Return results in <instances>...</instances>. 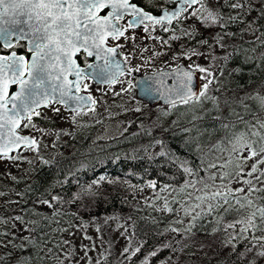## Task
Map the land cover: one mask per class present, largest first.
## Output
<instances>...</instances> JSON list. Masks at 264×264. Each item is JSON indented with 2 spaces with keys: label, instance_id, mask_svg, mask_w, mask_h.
<instances>
[{
  "label": "trees",
  "instance_id": "obj_1",
  "mask_svg": "<svg viewBox=\"0 0 264 264\" xmlns=\"http://www.w3.org/2000/svg\"><path fill=\"white\" fill-rule=\"evenodd\" d=\"M253 3L258 4L259 0H253ZM223 11L227 13L231 10ZM259 11V7H256L243 17L245 21H255L256 35L264 32V18L259 17ZM245 27V23H239L227 28L229 34L236 32L238 35L235 38L230 35L225 38L228 47L220 49L219 55L225 52L221 57L227 55L229 59L214 62L216 81L208 89V95L216 99L204 100L202 106H145L146 114L131 120L120 134L111 137L105 135L111 129L108 122L87 119L84 113H74L76 128L70 132L67 140H63L61 135L57 136L58 132L64 131L56 126V120L45 114L40 115L35 125L42 130L56 131L57 140L53 147L47 152L39 147L38 152L23 149L11 155L20 156L21 159L3 158V161L16 162L17 174L13 177L15 179H4L0 170V193H3L0 195V258H3L0 264H22L29 256L30 264H61L62 242L77 228L86 226L89 222L104 220L100 228L103 232V226L110 220L106 219L108 217L116 219L117 226L122 225L121 228L131 237L133 249L143 244L141 253L129 260L128 264H140L149 251L165 244L170 245L171 249L160 252L151 264H161V261L169 257L170 264H253V261L255 264H264V258L255 256L259 245L253 248V252H246L255 243L251 241V233L238 234L236 229L223 230L225 221L232 222L238 218L236 213L225 216L224 221L218 223L223 210L214 211L211 215L196 220L191 232L184 231L192 223L190 219L184 228L181 224L172 223L188 218L184 216L180 204L172 203L173 196L184 203L179 188L186 180L197 178L185 174L183 168L198 167L201 159L220 164L229 159H240L236 153L230 152L228 138L233 133L247 131L241 121L252 125H256L257 121L264 122V107L256 99L257 96L264 97V47L259 43H252L255 36L248 32L240 37L239 33ZM173 29L165 39L168 43L161 44L163 54L160 59L157 58V63L161 62L160 67H153L152 72L165 69L163 65L167 61L172 62L176 58L180 60L183 52L189 48L198 47L206 51L211 49L198 42L208 38L212 46L214 40L211 37L221 31L219 27L205 28L196 18L182 20ZM185 29L194 30V38L184 36L182 30ZM173 35L179 38L171 39ZM253 48L255 51L251 50ZM14 50L18 54L24 53L22 44L16 45ZM4 53L0 47V54ZM126 77L132 78V75ZM223 123L230 127L224 129L221 126ZM185 129L189 131L186 132ZM241 153L244 155L246 152L241 150ZM41 157L57 163L43 165ZM28 161L32 163L29 164ZM184 161L187 163H182ZM260 167L264 168V165ZM246 168L245 166V171L250 170ZM232 169L233 165L230 164L224 170ZM207 174L204 170L199 172L201 177ZM101 176L106 179L97 187L99 195L96 199L58 204L61 215L53 216V209L37 203L38 199L49 198V193L71 201L73 195L80 191L79 186L98 180ZM57 181L64 182L63 186ZM151 182H155L156 188L149 187ZM235 182L233 180L230 187ZM253 182L257 188L264 187V183L256 180ZM216 183L219 184L220 181L217 180ZM165 186L166 191L163 190ZM243 186L247 188V185ZM149 191L166 194L170 198L169 205L179 211L170 213L161 210L163 205L142 204ZM260 197H264V192H253L250 196L256 205L264 204V199ZM16 216H21L24 223L15 220ZM42 217L49 219L44 220ZM169 226H177L181 234L165 232ZM229 233L237 237L230 243ZM255 235L264 233L257 231ZM245 236L249 239H243ZM24 237H30L33 243L25 242ZM42 238L49 242L44 243ZM22 244L24 251L20 250ZM49 248L52 249L51 254L48 253ZM237 253L246 255L240 258ZM100 261L101 264H122L124 257L109 241ZM135 261L140 262L134 263Z\"/></svg>",
  "mask_w": 264,
  "mask_h": 264
},
{
  "label": "snow or ice",
  "instance_id": "obj_2",
  "mask_svg": "<svg viewBox=\"0 0 264 264\" xmlns=\"http://www.w3.org/2000/svg\"><path fill=\"white\" fill-rule=\"evenodd\" d=\"M166 5H175V7ZM256 7L260 9L259 17L264 18V0H259L258 4H254L253 0H160L159 4L157 0H140L139 3L133 2V0H0V41L3 42L5 48H9L12 47L13 38L26 40L28 51L31 53L30 61L26 60L23 55L18 56L15 51L10 56H0V158L21 159L20 156L9 155L14 150L20 149L21 146L25 150L39 151L40 144L36 138L20 134L24 129L36 127L32 123V119L34 116L41 115L37 109L48 108L55 104L63 105L67 111L76 115L87 114V112L95 113L97 101L91 95H80L82 88L85 91L88 88V85L84 83L85 80L91 77L109 85L123 84L125 82L120 80V77L131 75L133 71H139L138 67L122 65L121 61L116 59L117 48L120 45L106 47L108 37L119 40L125 36L127 29L141 25L145 32H149L150 28L155 30L156 25L162 26V30L168 32V25L173 24L174 21L179 24L182 20L196 18L205 28L219 27L221 29L211 37L221 50L228 47L225 43L226 37L230 35L231 38H235L238 35L236 32L229 34L227 28L239 23L246 24V27L239 33L241 38L245 32H250L255 36L252 43H259L264 47V39H262L264 32L256 35L255 21L243 19ZM104 9H108L106 15L99 16L98 10ZM224 9L231 11L226 13L223 11ZM125 16H130L131 19L127 26L123 27L119 21ZM182 34L190 39L194 38V30L185 29L182 30ZM125 38L127 39V37ZM178 38L175 35L171 37V39ZM163 43L166 44L168 41L165 40ZM198 43L207 45L209 48L212 47L208 38ZM81 50L88 57L95 56L96 60L102 62L86 63V68L91 70L87 75L85 70L73 59ZM251 50L255 51V48ZM184 55L188 59H191L192 56H202L208 59L207 54L195 49H189ZM125 59L127 60V58ZM220 59L228 60L229 56L213 57V60ZM262 59H264V55H262ZM193 67L199 73H204L205 83L199 88H194L193 72L178 66L175 73L160 72L148 77L142 82V91L145 95L158 94L166 104L172 107H176L177 103L202 106L204 100H215V97L208 95L209 86L216 81V75L212 70L214 65L210 63L206 67L198 64L188 66L189 69ZM69 76H72L73 79H69ZM165 76L175 80V83L170 86L166 85L163 79ZM11 84L19 85V91L10 93L9 86ZM132 87L135 85L129 81L128 89H122V91H128ZM120 94V92L115 93L117 96ZM256 99L264 107V97L257 96ZM52 110L57 113L60 111L59 108ZM135 111L139 112L140 108H136ZM165 114L167 115V113ZM73 122H75V116H73ZM241 122L245 124L247 131L233 133L227 141L231 145L230 152L236 153L241 158L235 161L229 159L223 164L205 162L201 159L198 167H184L185 174L197 178L186 180L179 188V192L183 194L184 203H180L175 196H173L172 203L180 204L184 216L190 217L192 223L184 230L185 232H191L196 220L211 215L214 211L223 210L218 223L224 221L225 216L236 213L238 218L232 222L225 221L222 225L223 230L236 229L238 234L251 233V241L255 243L246 252H253V248L259 245L255 256L264 258V235H255L257 231L264 233V204L256 205L250 198L253 192H264V187L257 188L253 182L256 180L264 183V179H261L264 178V168L260 167L264 165V122L257 121L256 125L246 121ZM221 126L224 129L230 127L226 123ZM184 131L189 130L185 129ZM62 134L70 135L71 133L58 132L57 136ZM156 143L161 142L156 141ZM241 150L247 155H242ZM40 159L43 165L57 163L55 160L50 161L42 157ZM248 160H254V163L250 170L245 171ZM28 163L31 164L32 161H28ZM230 164L233 165V169L225 171L224 169H227ZM212 169L216 171H209ZM201 170L208 174L203 177L199 176ZM257 173L259 175H254ZM105 179L101 176L98 180L79 186L80 191L73 195L71 201H65L60 195L49 193V198L38 199L37 203L53 209V216L61 215L57 208L58 204L96 199L99 195L96 189ZM217 180L220 181L219 184L216 183ZM233 180H236L237 183L242 182L247 185V188L230 187ZM57 183L63 186L64 182L57 181ZM52 187L54 188L55 185ZM149 187L156 188L155 182H151ZM187 189L192 191H187ZM163 190L166 191L167 186ZM157 198L163 199L161 210L170 213L179 211L171 207L168 199L161 198L159 193H157ZM260 199H264V197H260ZM14 219L24 223L21 216H16ZM42 219L48 220L49 218L42 217ZM106 219H112V217ZM129 219L131 218L129 217ZM172 223L182 225L183 220H176ZM238 225L239 227H237ZM69 226L71 227V225ZM26 230L34 231L35 229ZM63 231H67V229H63ZM164 231L181 234L180 228L177 227L169 226ZM215 231L216 229L213 230V233ZM86 238L91 239L90 237ZM236 238L229 233V243ZM23 239L27 243H33L30 237ZM42 239L44 243L49 242L47 239ZM243 239L248 240L249 237L245 236ZM62 243L67 244L68 242L63 241ZM131 243V237H128V245L121 252V256L126 260L136 257L143 248V244H141L133 249ZM57 247L60 245L57 244ZM234 248L235 245H233ZM165 249H171V246L165 244L152 249L143 257L140 264H151V261ZM20 250H25L23 244L20 245ZM88 250L85 247V254ZM48 253H52L51 248L48 249ZM71 255V252L64 253L65 259L70 258ZM237 255L243 258L246 253H237ZM2 259L0 258V260ZM30 260L31 256L25 258L22 264H30ZM170 261L171 257L161 261V264H170ZM89 264H91L90 260ZM96 264H101V261L97 260Z\"/></svg>",
  "mask_w": 264,
  "mask_h": 264
},
{
  "label": "rangeland",
  "instance_id": "obj_3",
  "mask_svg": "<svg viewBox=\"0 0 264 264\" xmlns=\"http://www.w3.org/2000/svg\"><path fill=\"white\" fill-rule=\"evenodd\" d=\"M134 36H137L135 42H133L130 38L122 41V47H124L125 50L123 55L124 59L127 58L125 61L129 67L139 68V71L136 72L142 74L151 73L153 67H160L161 62L157 63V58L160 59V56L163 54V46L157 42L158 39H155L156 34L154 31L148 33L147 35L136 33ZM189 49L183 52L180 60H177L176 58L175 61H167L169 63L165 62L163 66L169 69L178 67L180 65L188 67L189 65L197 64L206 67L210 63L214 64V62H216V60H213V57L220 56V48L216 45L215 41L213 42L211 49L207 51L198 47L194 48L198 52L207 54L208 59H205L202 56H192L191 59H188L184 53L188 52ZM224 53L225 52H222L221 56L224 55ZM153 63H156V65L154 66ZM192 69H195V67ZM213 72L215 73L214 70ZM199 76L202 85L205 83L203 79L204 73H199ZM121 80L125 83H117L107 87L95 86L94 84L90 83L86 90L87 93L97 101V104L95 105V113L87 112L85 116L87 119L95 118L97 120L108 122L111 128L108 133L105 134L108 137L120 134L131 120L147 113V109L145 107L147 105L136 99L134 87L130 88L128 91H122V89H128L129 81L133 84V79L125 76ZM211 88L212 85L209 86V89ZM116 92H120L121 94L117 96L115 95ZM159 107L161 106H156V108ZM53 108H59V113L53 111ZM136 108H140V111H135ZM44 114L56 120V126L66 133H70L74 128H76L73 122V116H75L74 113L66 112L61 106L55 105L51 106L50 108H46L44 113H41V115ZM40 130L42 129L37 127L29 128V131L33 137L40 141V147H42L44 152H47L53 147L55 141L57 140L56 131ZM61 136L63 137V140H67L69 137L68 135L63 134ZM244 155H247V153H244ZM252 163H254V160L247 161L246 170L251 168ZM15 165L16 162L14 161H0V170L4 175V179L13 178L16 176L17 172L15 171ZM232 187L238 188L244 186L242 182H235L232 184ZM156 195L157 194H154L152 191H149L143 199L142 204H155L156 206H162L163 199H158ZM159 196L161 198H167L168 200L170 199L164 193L159 194ZM8 199L9 198H7V201ZM189 219L190 217L187 219H182L183 228L187 226ZM103 222L104 220L89 222L86 226L83 225L77 228L71 236L64 240L68 243H63V254L61 257L63 261L62 264H89V260L91 261V264H96V261L102 258L106 245L109 241H111L116 246V250L121 254L123 248L128 245V233L125 232L123 228H121V225L117 226L116 219H110L109 222L103 226V232H101L102 230L100 231V228L102 227L101 225ZM97 229H99V231H97ZM172 234L176 235L177 233L172 232ZM86 237H90L91 239H87ZM85 247L89 249L87 254H85ZM68 252H71L72 255L70 258L65 259L64 253ZM128 261L129 260L124 258L122 264H128ZM138 262L140 261H135L134 263Z\"/></svg>",
  "mask_w": 264,
  "mask_h": 264
},
{
  "label": "water",
  "instance_id": "obj_4",
  "mask_svg": "<svg viewBox=\"0 0 264 264\" xmlns=\"http://www.w3.org/2000/svg\"><path fill=\"white\" fill-rule=\"evenodd\" d=\"M100 11H102V10H98L97 14ZM33 22H35V21H33ZM137 27H139V26H137ZM11 43H12V47L5 48L3 42L0 41V47H2L3 49H6V50H10V49H12L14 47V45H16L18 43H23L25 45L26 52L29 55L28 61L31 60V53L28 51V42L26 40H16L15 38H13V40L11 41ZM105 46L108 47L107 45H105ZM81 52L84 53L83 50H81L79 53H81ZM79 53H77L73 57V59L76 60V56ZM117 53H118V55L116 56V59L119 60V61H121L122 65H125V64L127 65V63L123 59V55H122L121 51L118 48H117ZM10 55H11V53L8 56H10ZM18 56H20V55H18ZM89 58H93V62H91V63H102L101 61L96 60L95 56H91ZM76 63H77V61H76ZM179 67H182L185 70H191L193 72V85H194V88H199L201 86L199 73L195 69H192V68L189 69L188 67H186L184 65H180ZM82 69L85 70V74L86 75L91 71V70L87 69L86 67L85 68H82ZM176 69H177V67L171 68V69H169V68L160 69V70H157L155 72L145 73V74L138 73V72L132 73L131 75L133 77V85H135L134 90H135L136 99L139 100L140 102L146 104L149 108H154V107H156L158 105H160L161 107H171L170 105L166 104L165 101L158 94H156V93H153L152 95H145L144 92L142 91V82L145 81L148 77L152 76L154 73H160V72H162V73H175V70ZM176 74L178 75V73H176ZM125 76H128V75H125ZM125 76L120 77V80L123 77H125ZM69 79H73V77L72 76H69ZM88 79L91 80V82L95 86H101V87L112 86V85H109V84L101 83L98 80L92 79L91 77H89ZM163 79L165 81V84L168 85V86H170V85H172V84L175 83V80H172L170 77L165 76V77H163ZM14 86L16 87L15 91H19V85H17V84H11L9 86V89L11 87H14ZM80 95H85V94H80ZM177 104H179V103H177ZM61 106H63V105H61ZM43 109H45V108L44 107H41V108L37 109V111L43 110ZM64 109H65V107H64ZM65 111L66 112H71V111H67L66 109H65ZM21 149H24L23 146H21V148L18 149V150H14L9 155L11 156L12 154H15V153L19 152Z\"/></svg>",
  "mask_w": 264,
  "mask_h": 264
},
{
  "label": "flooded vegetation",
  "instance_id": "obj_5",
  "mask_svg": "<svg viewBox=\"0 0 264 264\" xmlns=\"http://www.w3.org/2000/svg\"><path fill=\"white\" fill-rule=\"evenodd\" d=\"M133 2H136V3H139L140 2V0H133ZM159 2H160V0H157V3L159 4ZM167 7H175V5H166ZM107 11H108V9H104V10H102V11H100L99 13H98V15L99 16H104V15H106V13H107ZM131 19V17L130 16H125L122 20H120L119 21V24L121 25V26H123V27H126L127 26V23H128V21ZM174 25H176V22L174 21L173 22V24H171V25H168V28H169V31L168 32H164L163 30H162V26H160V25H156L155 26V30H153L152 28H150L149 29V32H145L144 31V28H143V26L141 25V26H139V27H137V28H130V29H127V31L125 32V36L124 37H121L119 40H113L111 37H109L108 39H107V42H106V45L108 46V47H116V45L117 44H119L120 45V47L118 48L120 51H121V53H122V55H124V53H125V50H124V47H122V41H124V40H126V38L125 37H127V38H130L133 42H135V40L137 39V36H134V34H148V33H150V32H155V34H156V36H155V39L157 38V37H159V38H161V36H163L161 39H158V43L161 45V44H165V43H163V41H165V39L167 38V35L171 32V31H174V29H173V27H174ZM157 40V39H156ZM159 40H161L162 42L160 43L159 42ZM18 44H22V46H23V48H24V53L23 54H18L14 49H15V46L16 45H18ZM18 44H16V45H14V47L12 48V49H10V50H6V49H3L2 47V50L5 52L4 54H0V56H8L10 53H12L13 51H15L16 52V54H18V55H23L24 57H25V59L26 60H28V58H29V55H28V53L26 52V49H25V45L23 44V43H18ZM123 58H124V56H123ZM125 60V59H124ZM76 61H77V63H78V65L81 67V68H85L86 67V63H91V62H93V58H89V57H87L86 56V54L85 53H79L77 56H76ZM127 63V62H126ZM128 65V64H127ZM129 67V66H128ZM84 83H86L87 85H89L90 83H92L91 82V80H89V79H87V80H85V82ZM93 84V83H92ZM15 89H16V87L14 86V87H11L10 89H9V92L11 93V92H14L15 91ZM80 94H85V95H90V94H88L87 93V91H85L83 88L81 89V92H80ZM52 106H55V104L54 105H52ZM57 106H61V105H57ZM51 107V106H50ZM50 107H48V108H50ZM61 107H63V106H61ZM64 108V107H63ZM46 109V108H45ZM44 109V110H45ZM44 110H39V112L40 113H44ZM69 113H71V112H69ZM73 113V112H72ZM40 117V116H39ZM39 117H36V116H34L33 117V119H32V123L35 125V121H36V119L37 118H39ZM36 126V125H35ZM37 127V126H36ZM38 128V127H37ZM21 135H27V136H30V137H33V135L31 134V132L29 131V130H23L21 133H20ZM21 150H23V149H21ZM16 154V153H15ZM0 161H3V158H0Z\"/></svg>",
  "mask_w": 264,
  "mask_h": 264
}]
</instances>
